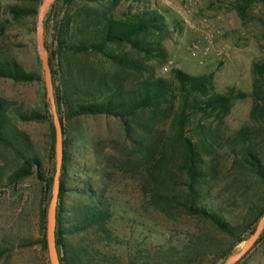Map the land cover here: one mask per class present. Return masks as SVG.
Returning <instances> with one entry per match:
<instances>
[{"label": "trees", "instance_id": "obj_1", "mask_svg": "<svg viewBox=\"0 0 264 264\" xmlns=\"http://www.w3.org/2000/svg\"><path fill=\"white\" fill-rule=\"evenodd\" d=\"M234 1L246 7L264 5V0ZM42 3L43 0H17L8 4L6 9L14 21L32 19L33 30H36ZM121 3L122 0H55L51 5L55 16L49 62L57 112L64 132L56 226L60 262L203 264L209 260L210 264H224L234 249L254 234L264 215V205L246 200L240 215L231 218L217 202L210 200L218 175L216 158L220 152L217 147H221L216 129L200 123L194 132L195 137L188 136L185 129L193 116L182 111L177 120V132L171 139L165 141L161 138L153 145V121L159 113L167 111L172 114L179 98L182 106L192 109L193 113L216 115L222 119L230 113L234 97L216 91L212 73L192 76L174 70L171 80L156 78L152 74L145 77L143 66L125 58L122 48L142 51L155 59L164 58V52L154 48L150 38L165 33L167 25L156 12H135L122 17L116 13ZM253 72L251 118L258 120L264 117V61L255 63ZM129 74L138 75V80L130 85L126 83ZM0 78L18 84L42 81L41 74L27 71L15 58L2 56ZM49 116L52 117L48 102L43 110L23 109L0 97V145L11 149L19 159V166L7 176L8 184L15 185L37 171L51 201L56 173L55 127L52 124L53 168L46 177L31 137L19 126L20 122H41ZM98 116L113 117L124 124L130 131L127 133L136 137V145L145 153L144 163L153 161L156 154H160L157 161L160 172L153 182L156 190L153 189L148 202L167 219L178 212L180 216L196 221L199 224L197 229L185 230L178 236L170 235L172 232L152 230L151 222L141 216L130 215L131 224L140 231L138 238L142 237L138 245H132L131 241H124L127 239L125 232L122 231V235L119 232V223L126 216L122 212L121 200L108 193L105 180L109 176L105 168L99 172L100 182L86 178L84 188H72L75 178L69 169L79 159L77 153L81 152L73 140V134L79 130L78 120ZM260 131L258 126L242 129L228 141L230 145L240 147V156L235 162L240 163L242 171L255 176L264 185V157L260 153L264 132ZM158 147L164 149L155 152ZM207 156L211 158L207 160ZM83 167L86 168V164ZM84 172L88 177L93 175L90 169ZM169 182L168 191L160 192L158 188ZM76 192L78 196H72ZM48 208L45 206L42 214V243L46 250ZM155 231L157 236L148 235ZM263 241L264 231L253 248ZM249 253L237 264H242Z\"/></svg>", "mask_w": 264, "mask_h": 264}, {"label": "rangeland", "instance_id": "obj_2", "mask_svg": "<svg viewBox=\"0 0 264 264\" xmlns=\"http://www.w3.org/2000/svg\"><path fill=\"white\" fill-rule=\"evenodd\" d=\"M16 1L0 0V56L17 59L27 71L41 74L42 81L18 84L0 78V97L23 109L43 110L48 102L52 117L41 122L19 123L20 128L31 137L34 152L41 160L43 174L47 177L53 168L51 137L54 121L38 45L40 13L36 30H33L32 19L14 21L8 16L6 8ZM135 12H156L167 25L165 33H157L150 38L154 48L164 52V58L155 59L142 51L122 48L125 58L143 66L145 77L152 74L156 78L171 80L174 70L192 76L212 73L216 91L234 97L230 113L222 119L216 115L193 113L192 109L182 106L179 98L172 114L162 112L154 119L153 145L158 139H171L172 134L177 132L181 112L186 111L193 116L185 129L188 136L195 137L194 132H197L200 123L207 128L213 127L220 134L218 142L221 147H217L220 156L216 158L218 175L210 200L217 202L231 218L240 215L246 200L257 201L263 206L264 185L255 176L242 171L240 163L235 162L240 156V147L230 145L228 140L242 129L258 126L260 132H264V117L258 120L251 118L254 106L253 66L264 61V5L246 7L234 0H122L116 10L122 17ZM50 15L52 18L55 16L51 6L44 22V45L49 56L54 28V18L50 20ZM194 45L201 49L211 47L203 64L200 59L192 57ZM127 76L129 81L126 83L129 85L138 80V75ZM77 127L79 130L73 134V140L81 152L77 153L79 159L69 169L75 178L71 186L74 190L84 188L86 178L100 182V170H107L109 177L105 182L108 193L121 200L122 212L126 216L119 223V232L121 235L122 231L125 232L127 238L124 241L138 245L142 238H138L140 231L131 224L130 215L141 216L151 222L152 230L167 234L172 232L170 235L178 236L185 230L198 228L196 221L180 216L178 212L167 219L149 204L153 189L156 190L153 182L160 172L157 164L160 154H156L153 161L144 163L145 153L136 145V137L127 133L130 131L122 122L113 117H88L78 120ZM262 145L260 153L264 157V142ZM162 149L164 147H158L155 152ZM210 158L207 156V160ZM83 164L87 167L84 168ZM18 166L19 159L15 153L0 145V264H48L49 252L42 243V214L51 201L37 171L15 185L8 184L7 176ZM86 169L91 170L92 177L87 176ZM170 170L173 173L174 167ZM170 185L169 182L158 189L162 193L167 192ZM72 196L77 197V192ZM148 235L157 236L156 231ZM249 238L238 245L231 256L240 252ZM203 264H210V261L206 260ZM242 264H264V241L250 251Z\"/></svg>", "mask_w": 264, "mask_h": 264}, {"label": "water", "instance_id": "obj_3", "mask_svg": "<svg viewBox=\"0 0 264 264\" xmlns=\"http://www.w3.org/2000/svg\"><path fill=\"white\" fill-rule=\"evenodd\" d=\"M54 1L55 0H44L41 6L39 21H38V45L41 53L42 67L45 73V83H46L47 93L52 106L53 121H54L55 133H56V144H55L56 173L54 177L53 196L47 214V233H46L47 245H48L50 263L61 264L57 250L56 226H57V206H58L60 190H61V174H62V167L64 161V132L56 107L53 75L49 62V55L44 45L45 16ZM263 231H264V215L260 219L256 231L246 241L242 250L237 254L231 256L224 264H237L240 260H242V258L248 252H250L253 249V247L256 245Z\"/></svg>", "mask_w": 264, "mask_h": 264}, {"label": "built area", "instance_id": "obj_4", "mask_svg": "<svg viewBox=\"0 0 264 264\" xmlns=\"http://www.w3.org/2000/svg\"><path fill=\"white\" fill-rule=\"evenodd\" d=\"M210 51H211V47L210 46H204L201 49L199 46L194 45L192 47V49H191V54H192V57L200 59L201 63L203 64L205 59H207Z\"/></svg>", "mask_w": 264, "mask_h": 264}]
</instances>
